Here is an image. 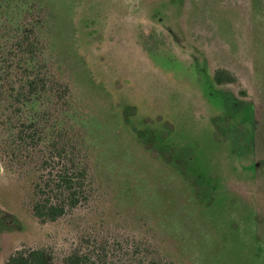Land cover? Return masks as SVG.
Masks as SVG:
<instances>
[{
	"label": "rangeland",
	"instance_id": "1",
	"mask_svg": "<svg viewBox=\"0 0 264 264\" xmlns=\"http://www.w3.org/2000/svg\"><path fill=\"white\" fill-rule=\"evenodd\" d=\"M20 1L50 8L49 70L68 85L93 194L40 222L27 167L1 161L0 264L124 237L171 264H264V0ZM216 69L236 81L216 84Z\"/></svg>",
	"mask_w": 264,
	"mask_h": 264
},
{
	"label": "trees",
	"instance_id": "2",
	"mask_svg": "<svg viewBox=\"0 0 264 264\" xmlns=\"http://www.w3.org/2000/svg\"><path fill=\"white\" fill-rule=\"evenodd\" d=\"M34 3L0 0V162L27 167L31 215L54 222L89 202L91 154L72 121L68 85L49 70L50 8ZM212 78L216 84L236 81L223 69ZM82 239L60 261L46 247H20L3 264H171L142 240L107 238L83 248L89 241Z\"/></svg>",
	"mask_w": 264,
	"mask_h": 264
}]
</instances>
